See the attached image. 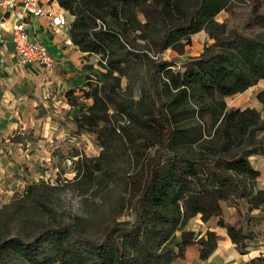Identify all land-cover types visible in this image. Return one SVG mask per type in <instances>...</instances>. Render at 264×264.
I'll return each mask as SVG.
<instances>
[{
  "label": "trees",
  "instance_id": "1",
  "mask_svg": "<svg viewBox=\"0 0 264 264\" xmlns=\"http://www.w3.org/2000/svg\"><path fill=\"white\" fill-rule=\"evenodd\" d=\"M51 1L73 16L69 27L73 45L82 53L98 56V65L105 70L100 87L84 95L92 105L79 125L94 137L99 155L93 160L77 159V174L92 183L95 174L105 172L109 153L127 147L135 151L141 140L154 153L137 196L133 202L127 200L134 212L132 222L117 221L125 197L113 203L112 223L100 239L83 236L80 229L86 220L69 214L70 223L41 226L32 241L0 240V264H170L184 259L190 247L206 260L220 237L212 231L200 235L187 229L196 216L202 222L219 218L217 225L244 253L245 241L256 237L250 225L264 221V188H256L260 171L250 161L252 155L264 156V139H255L257 133H264V118L255 109L228 108L224 98L264 80V36H242L215 22L232 0H195L184 12L171 0ZM150 8L162 19L163 15L174 16V10L178 15L165 22L158 57L149 60L148 114L135 113L130 118L132 125H118L117 111L110 113L108 105L115 110L122 104L106 79L113 73L118 74L116 80L125 75L128 62L142 63V53L125 47L130 30L151 26ZM139 16L145 18L143 24ZM201 30L213 43L199 56L181 61L180 67L162 59L163 51L174 42H188ZM73 94L68 91L65 96L70 105L78 107ZM257 98L264 103V90ZM192 118L199 122L198 135L189 133L186 126ZM203 131L208 138L201 141ZM194 143L200 151L188 153ZM40 186H30L24 198L33 196L31 190ZM235 199L246 201L248 209L240 214V222L230 224L222 218V204ZM45 200L43 194L32 197L33 205L49 214ZM253 210L258 214H252ZM248 264H264V260L259 256Z\"/></svg>",
  "mask_w": 264,
  "mask_h": 264
},
{
  "label": "rangeland",
  "instance_id": "2",
  "mask_svg": "<svg viewBox=\"0 0 264 264\" xmlns=\"http://www.w3.org/2000/svg\"><path fill=\"white\" fill-rule=\"evenodd\" d=\"M171 1L178 5L179 12H184L195 0ZM149 13L153 17L151 26L130 30L125 47L127 51L133 47L135 52L142 53V63L128 62L125 75L116 80L118 74L113 73L106 79L122 104L115 110L111 104L108 105L110 113L117 111L118 125H132L130 118L135 113L148 114L149 60L158 57L157 45L165 22L178 15L174 10V16L167 14L162 19L153 8L149 9ZM139 21L143 24L145 18L139 16ZM215 22L226 31H235L242 36H264V0H232L215 17ZM212 43L208 33L201 30L191 35L188 42H174L163 51L161 57L166 62H176L175 67H180L181 61L199 56ZM95 56H87L88 63L82 66L81 71L74 73L71 83L64 85L66 88L62 90H58V87L53 92L43 90L48 86L43 84L38 92H31L25 77L18 74L7 80L4 99H13L15 104L4 102L0 110V240L19 237L32 241L41 226L51 227L56 221L70 223L69 214L86 220L80 229L83 236L100 239L106 227L112 223L113 203L121 201L123 197L126 202L117 221H133L134 212L127 200L133 202L137 196L154 148H148V143L141 140L135 151L127 147L109 153L104 163L105 172L95 174L92 183L83 181L82 174H77L75 167L77 159L93 160L100 150L94 143V137L79 126L82 115L92 105V100L84 95L93 93L94 88L104 82L101 75L105 70L100 68L99 57ZM263 90L264 80H261L242 93L224 98V102L228 108L255 109L263 119L264 103L257 98ZM68 91H73L78 107L64 99ZM11 124L17 125L16 128L6 130V125L10 127ZM186 126L189 133L199 134L196 119L189 120ZM207 138V133L203 131L201 141ZM255 139H264V133H257ZM190 146L188 153L200 151L198 143ZM164 161L162 159L160 165L163 166ZM250 161L260 171L255 184L257 189H262L264 156L252 155ZM40 184L39 188L31 190L33 196L29 194L24 198L30 186ZM38 194L45 197V204L51 210L49 214L42 213L33 205L32 197ZM228 207H234L240 215L247 211L248 203L235 199L234 202L222 204L224 210ZM199 220V216L192 218L186 228L195 232L200 230L197 226Z\"/></svg>",
  "mask_w": 264,
  "mask_h": 264
},
{
  "label": "crops",
  "instance_id": "3",
  "mask_svg": "<svg viewBox=\"0 0 264 264\" xmlns=\"http://www.w3.org/2000/svg\"><path fill=\"white\" fill-rule=\"evenodd\" d=\"M43 3L54 12L62 13L67 16L71 24L73 17L62 9L56 1L43 0ZM12 22L13 18L8 17L0 28V59L4 60V63H0V110L4 102H14L15 104L13 99H4L6 96V82L10 77L17 74L25 77L24 80L28 83V86L31 87V92H38L40 85H43L41 83L42 71L40 67L36 65L19 66L12 56ZM47 24V21L42 18L30 19L27 22V31L31 38L44 43L50 54L56 60V65L51 73L49 81L44 84V86H48L43 89H50L53 92L57 87L58 90H62L66 88L64 85L71 83L74 73L81 71L82 66L88 63L86 59L89 54L80 52L74 45H66L64 41L65 36L62 33L49 31ZM67 34L70 36L69 31ZM89 56L92 58L95 55L92 54ZM66 81H68V83ZM64 99L66 100V97ZM5 112L6 111H4V114L6 115ZM16 126L15 124H11L10 127L6 125V130L9 128H16ZM256 181H258V178H256ZM251 213L257 215L258 210H253ZM222 218L230 224L238 223L241 219L234 207L223 209ZM218 220L219 218L217 217H212L206 222L199 220L197 225L200 230L196 232L200 233V235H204L206 231H212L220 237L215 251L208 259L201 260L199 258V252L194 247H190L186 250L184 259L174 260L170 264H248L251 259L264 255V221L252 223L250 225V230L256 234V237L251 241H245L246 247L244 253H242L231 242L227 236L226 230L217 225Z\"/></svg>",
  "mask_w": 264,
  "mask_h": 264
},
{
  "label": "built area",
  "instance_id": "4",
  "mask_svg": "<svg viewBox=\"0 0 264 264\" xmlns=\"http://www.w3.org/2000/svg\"><path fill=\"white\" fill-rule=\"evenodd\" d=\"M8 17L13 18L11 26L12 56L19 66L36 65L41 68V83H48L56 60L50 54L46 45L29 35L27 22L30 19H45L49 31L62 33L65 44L73 46L69 31L68 17L54 12L44 5L43 0H0V28ZM73 17V16H72ZM0 63H4L0 59Z\"/></svg>",
  "mask_w": 264,
  "mask_h": 264
},
{
  "label": "water",
  "instance_id": "5",
  "mask_svg": "<svg viewBox=\"0 0 264 264\" xmlns=\"http://www.w3.org/2000/svg\"><path fill=\"white\" fill-rule=\"evenodd\" d=\"M263 260H264V255L262 256Z\"/></svg>",
  "mask_w": 264,
  "mask_h": 264
}]
</instances>
